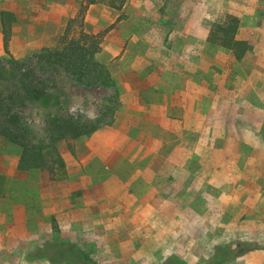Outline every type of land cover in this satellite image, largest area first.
<instances>
[{
	"label": "rangeland",
	"instance_id": "1",
	"mask_svg": "<svg viewBox=\"0 0 264 264\" xmlns=\"http://www.w3.org/2000/svg\"><path fill=\"white\" fill-rule=\"evenodd\" d=\"M84 2L0 0L16 17L9 52L0 21V102L22 79L43 89L15 106L36 132L60 108L96 118L115 92L40 61L73 17L69 37H99L121 92L114 122L76 140L49 186L0 136V264H52L27 255L55 239L99 264H264V0L99 2L78 16ZM227 15L252 45L241 60L207 42Z\"/></svg>",
	"mask_w": 264,
	"mask_h": 264
},
{
	"label": "trees",
	"instance_id": "2",
	"mask_svg": "<svg viewBox=\"0 0 264 264\" xmlns=\"http://www.w3.org/2000/svg\"><path fill=\"white\" fill-rule=\"evenodd\" d=\"M78 16L89 5L104 2L115 9H122L128 0H84ZM117 17V21L121 19ZM71 18L61 37V45L44 48L39 53L40 61L60 65L68 74L87 86L113 87L115 92L107 96L94 119L62 114L60 109L45 113V127L36 132L22 112L15 106H25L24 99L29 95L36 98L44 90L35 87L24 79L22 87L0 102V136L20 147L17 167L21 171L38 170L43 186L64 180L68 175L65 152L75 151V141L91 135L103 126L111 125L115 113L121 104V92L108 65L97 58L101 50V40L94 34H82L81 37H69ZM1 32L4 49L9 52L12 27L16 21L13 12L1 10ZM81 23H84L82 17ZM240 20L236 15H227L224 22L212 24L207 42L229 50L237 60H241L252 49L251 43L238 37ZM18 100H20L18 102ZM55 224V222H53ZM54 227H57L54 225ZM219 250V249H218ZM28 259L46 258L52 264H99L85 248L71 240H48L27 255ZM163 264H185L177 258H169Z\"/></svg>",
	"mask_w": 264,
	"mask_h": 264
}]
</instances>
